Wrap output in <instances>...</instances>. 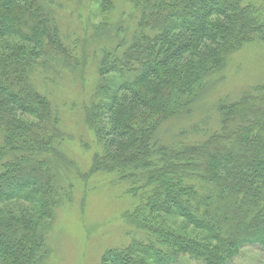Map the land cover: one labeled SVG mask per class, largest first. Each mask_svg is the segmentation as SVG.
I'll list each match as a JSON object with an SVG mask.
<instances>
[{"label":"trees","instance_id":"obj_1","mask_svg":"<svg viewBox=\"0 0 264 264\" xmlns=\"http://www.w3.org/2000/svg\"><path fill=\"white\" fill-rule=\"evenodd\" d=\"M97 1L107 13L118 0ZM124 1L138 14L132 37L103 50L83 98L91 172L117 174L134 199L124 243L100 264H230L264 251V84L221 103L205 139L162 134L230 55L264 44V0ZM58 22L50 0H0V264H40L70 199L62 120L34 80L82 66Z\"/></svg>","mask_w":264,"mask_h":264},{"label":"rangeland","instance_id":"obj_2","mask_svg":"<svg viewBox=\"0 0 264 264\" xmlns=\"http://www.w3.org/2000/svg\"><path fill=\"white\" fill-rule=\"evenodd\" d=\"M50 3L67 49L74 52L82 66L75 70L55 65L58 74L53 68L47 75L36 73L34 79L49 93L62 120L66 134L64 166L69 167L63 184L70 196L56 211L49 231L50 254L40 264H100L107 249L124 243L128 226L125 214L132 210L134 199L128 192L129 184L120 182L117 174L91 172L98 144L86 127L84 107L97 79L103 50L131 39L138 14L124 0H118L115 10L107 13L98 10L97 0H50ZM261 84H264V44L246 45L230 55L223 69L206 79L192 113L165 124L162 134L177 137L187 130L192 133L187 139H205L218 126L221 103L237 101L243 93ZM177 264L200 263L183 257ZM230 264H264V251L247 247Z\"/></svg>","mask_w":264,"mask_h":264}]
</instances>
